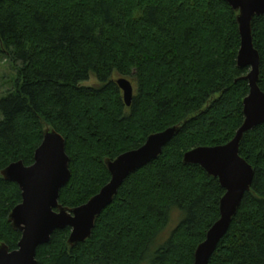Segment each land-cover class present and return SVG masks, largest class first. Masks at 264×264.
Wrapping results in <instances>:
<instances>
[{"label":"trees","instance_id":"trees-1","mask_svg":"<svg viewBox=\"0 0 264 264\" xmlns=\"http://www.w3.org/2000/svg\"><path fill=\"white\" fill-rule=\"evenodd\" d=\"M236 17L223 0H0V57L15 71L0 99V243L15 250L21 236L8 220L21 191L1 171L31 165L45 128L64 138L71 176L58 202L74 208L109 181L105 160L178 125L158 158L119 187L87 240L70 246V228L55 230L35 259L193 264L225 191L183 155L229 142L243 122L249 69L237 64ZM251 33L264 92V14ZM91 75L97 86H84ZM118 78L132 84L129 106ZM239 155L254 170L251 187L208 264H264V123L243 135ZM173 208L183 219L151 249Z\"/></svg>","mask_w":264,"mask_h":264},{"label":"water","instance_id":"water-1","mask_svg":"<svg viewBox=\"0 0 264 264\" xmlns=\"http://www.w3.org/2000/svg\"><path fill=\"white\" fill-rule=\"evenodd\" d=\"M237 12L240 48L237 64L248 68L246 75L249 92L243 99V122L233 138L219 146L196 147L183 155L185 164L199 165L209 176L217 178L225 193L219 202V218L208 229L193 257V264H208L217 244L227 232L244 194L250 190L254 170L239 155L243 135L264 123V92L258 86L259 55L253 46L251 20L264 14V0H223ZM116 83L127 106L132 99V84L126 78ZM171 126L150 134L138 148L124 152L113 160H105L109 181L86 203L64 207L58 202L60 189L71 176L64 138L53 128L43 130L41 144L35 150L34 161L25 166L17 161L1 171L7 181L16 183L21 191V202L9 213L8 220L21 236L15 250L0 243V264H37L36 249L46 244L55 230L70 228L68 244L87 240L96 218L112 202L119 187L137 169L158 158L163 147L179 132Z\"/></svg>","mask_w":264,"mask_h":264},{"label":"rangeland","instance_id":"rangeland-1","mask_svg":"<svg viewBox=\"0 0 264 264\" xmlns=\"http://www.w3.org/2000/svg\"><path fill=\"white\" fill-rule=\"evenodd\" d=\"M15 71L9 62L0 57V99L8 93L11 89L12 81L14 80ZM84 86H97V80L94 76H90L89 79L82 83ZM177 208H173L169 213V221L167 225L158 233L155 240L152 242L150 248L153 249L156 246L161 245L168 240L173 229L183 219V214ZM182 215V217H181ZM181 218V219H180ZM148 257V255H147ZM147 259L140 264H146ZM149 264V263H148Z\"/></svg>","mask_w":264,"mask_h":264}]
</instances>
